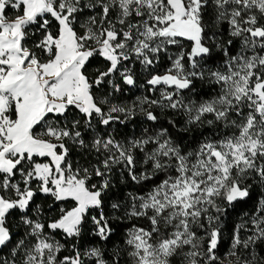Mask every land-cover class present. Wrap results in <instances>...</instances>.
<instances>
[{
    "label": "snow or ice",
    "instance_id": "snow-or-ice-1",
    "mask_svg": "<svg viewBox=\"0 0 264 264\" xmlns=\"http://www.w3.org/2000/svg\"><path fill=\"white\" fill-rule=\"evenodd\" d=\"M254 186L264 0H0V264H264Z\"/></svg>",
    "mask_w": 264,
    "mask_h": 264
},
{
    "label": "trees",
    "instance_id": "trees-1",
    "mask_svg": "<svg viewBox=\"0 0 264 264\" xmlns=\"http://www.w3.org/2000/svg\"><path fill=\"white\" fill-rule=\"evenodd\" d=\"M93 65L96 66L95 63ZM133 98L134 97H131L130 95H123V97L119 98L118 101H122V102L131 101ZM179 121H180V118H178V128L176 131L179 132L180 136L184 138L185 144H193L194 139L200 136V132L193 131L189 133H183L181 131L183 125ZM141 127L142 125L140 124L139 120H137L135 122L129 123L127 127H121L120 131L124 135L128 136V135H131V133H133L134 131H137V130L141 131ZM135 187H138V186H135ZM129 190H131V188H129L127 185H122L118 183L116 187L113 189V197L122 198L124 193ZM262 190L263 189L257 186H254L253 191H252V197L246 203L238 204L235 208L229 209L228 216L225 219V226H226L225 241L226 242L229 237V232L227 231V229L231 228L234 223L239 222V218L244 212H251L252 208L256 205L257 200L263 194ZM37 202L46 206L47 203H49L50 201L47 200L43 196H39L37 198ZM114 226L116 227V235L113 237V240L116 243H120L121 238L123 236V230L126 227H128L129 224L127 221L117 222ZM108 247L111 248V244H109ZM222 251H224V249H222ZM64 254H67V253H64Z\"/></svg>",
    "mask_w": 264,
    "mask_h": 264
},
{
    "label": "rangeland",
    "instance_id": "rangeland-1",
    "mask_svg": "<svg viewBox=\"0 0 264 264\" xmlns=\"http://www.w3.org/2000/svg\"><path fill=\"white\" fill-rule=\"evenodd\" d=\"M92 67H95V66L93 65ZM90 70H91V68H90ZM143 83H144V80H143V78H141L139 80V84H143ZM141 94H142V89L140 87H136V88H132V89L125 87L123 93L117 94V100L119 98L123 97V95H130L131 97H134L135 98L137 95H141ZM124 102H130V101H124ZM139 133H140V131L137 130V131H134L133 133H131V135H128V136H132L133 134H137L138 135ZM262 192L264 194V189L262 190Z\"/></svg>",
    "mask_w": 264,
    "mask_h": 264
}]
</instances>
